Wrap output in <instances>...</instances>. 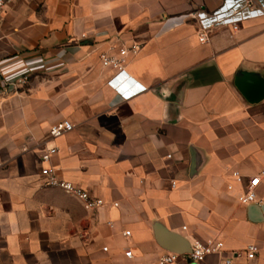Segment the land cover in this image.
Listing matches in <instances>:
<instances>
[{
	"label": "crops",
	"instance_id": "0c3cea01",
	"mask_svg": "<svg viewBox=\"0 0 264 264\" xmlns=\"http://www.w3.org/2000/svg\"><path fill=\"white\" fill-rule=\"evenodd\" d=\"M121 48L112 87L100 57ZM39 60L23 89L0 79V264H120L128 249V264H157L170 252L158 229L223 243L200 264H264V177L251 205L233 177L264 171V99L238 88L264 78V0H15L0 65ZM139 85L129 100L116 91ZM64 120L73 131L52 138ZM47 166L105 206L47 187Z\"/></svg>",
	"mask_w": 264,
	"mask_h": 264
},
{
	"label": "built area",
	"instance_id": "2783aa9c",
	"mask_svg": "<svg viewBox=\"0 0 264 264\" xmlns=\"http://www.w3.org/2000/svg\"><path fill=\"white\" fill-rule=\"evenodd\" d=\"M15 0H0V38L2 27L5 22V17L7 13V8L10 3ZM208 40V36L205 33L200 35V41L206 42ZM115 48H113L114 50ZM128 54L127 49L121 48L119 49V53H105L101 55V61L104 67L112 68L118 71V74L109 82V85L115 87V82L123 77L124 75V61L125 57ZM46 63L43 60H39L35 63L24 66V68L8 73L5 67L0 65V79L2 84V91L4 93H8L10 88L14 90H20L30 85L32 74L44 68ZM124 87H117L116 91L122 100H129L133 96L140 94L146 90V87L139 85V89L136 91H126ZM74 125L68 121L64 120L53 125L50 129V136L52 138H60L67 133L73 131ZM58 153V149L56 147H51L47 149L46 154L43 156V161L45 163H50L53 155ZM42 177L45 180V185L47 187H57L63 190L65 193L77 198L80 200L84 207L87 210L94 211L100 209L105 206V202L102 199L93 198L92 195L77 187L74 183L59 179L56 174V170L50 166L45 167L42 170ZM233 177L240 184L243 185V193L240 197V202L244 205H251L258 203L256 189L260 186L261 180L264 177V171L260 174L255 175L254 177H250L248 182L244 181V177L240 175L238 172L233 173ZM230 189L232 186L230 185ZM118 206V204H115ZM126 236H130L131 232H126ZM223 243L217 242L213 239H209L206 241L203 240H194L191 242V252L188 254H179L175 252H166L161 255L157 261V264H175L179 261V259L184 258L186 261L191 260L193 263L200 264L205 261V259L212 255L220 254L223 251ZM104 251L107 252L108 248H104ZM247 258L252 260L258 254V247L254 244L248 245L246 248ZM125 260L126 262H122L120 264H128V261H133L135 259V254L131 249L126 250L125 252ZM231 259H226L220 264H232Z\"/></svg>",
	"mask_w": 264,
	"mask_h": 264
},
{
	"label": "water",
	"instance_id": "95a60500",
	"mask_svg": "<svg viewBox=\"0 0 264 264\" xmlns=\"http://www.w3.org/2000/svg\"><path fill=\"white\" fill-rule=\"evenodd\" d=\"M238 88L250 103L257 104L264 99V78L252 74L244 75L238 84ZM157 238L163 247L170 252L179 254H188L191 252V244L179 235L158 229ZM188 263L197 264L191 260Z\"/></svg>",
	"mask_w": 264,
	"mask_h": 264
}]
</instances>
